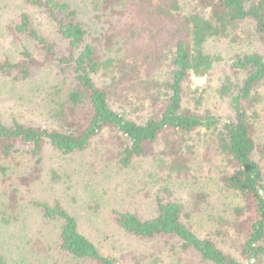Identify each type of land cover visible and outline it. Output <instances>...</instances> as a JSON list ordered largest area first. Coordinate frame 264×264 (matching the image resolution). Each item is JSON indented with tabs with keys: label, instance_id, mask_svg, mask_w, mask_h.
Instances as JSON below:
<instances>
[{
	"label": "trees",
	"instance_id": "obj_1",
	"mask_svg": "<svg viewBox=\"0 0 264 264\" xmlns=\"http://www.w3.org/2000/svg\"><path fill=\"white\" fill-rule=\"evenodd\" d=\"M121 1L92 0V7L95 12L104 8L117 14L114 8ZM26 3L47 14L57 35L67 44V54L57 56L54 44L34 28L26 12L20 13L13 23L11 34L28 39L45 53L46 60L57 61L59 72H70L74 84L64 99L57 100L49 110L52 128L29 126L15 119L5 124L0 114V181L23 169L18 158L27 156L32 160L33 175L45 151H53L60 157L82 152L104 131L118 141L117 149L107 152L120 168L151 156L168 167L171 174L180 176L188 171L189 156L194 153L192 135L204 131L209 133L211 146L225 163L219 179L221 186L243 202L242 207L233 209L232 222L216 220V230L203 237L186 226L183 220L199 213L206 200L201 193L190 197L188 212L182 204L156 196L152 218L142 220L134 212L114 211L113 221L122 231L140 240H176L180 254L193 258L194 262L191 259L186 264H264V143L255 138L264 101V51L239 54L231 60V73L242 78L236 84L230 78L225 80L219 94L228 98L232 120L197 114L184 107L185 99L195 100L193 94H197L196 100L201 97L199 88L191 90L190 78L207 76L218 59L204 51L207 40L230 38L232 33H237L238 39L242 23L250 22L264 48V0H195L199 11L188 15L180 13L178 0H138V11L144 14L143 24L150 26L149 36L156 46L152 60L155 65L166 60L170 67L168 81L151 80L147 84L150 116L141 124L110 107L111 90L130 77L125 74L127 65L110 56L112 38H105L100 51L86 43L88 31L70 4L60 0H26ZM21 56L20 61L0 60V78L16 82L30 76L38 63L28 50H22ZM134 68L131 65L128 69ZM113 72L116 77L110 76ZM99 74L110 78L111 84L98 87L93 76ZM52 94L56 97L60 91L53 89ZM162 140L163 149L158 151ZM29 178L23 175L21 180ZM51 178L54 182L61 179L54 170ZM167 192L162 191L166 195ZM15 194H10V213L18 209ZM29 206L38 210L47 222L58 225L57 248L63 255L86 264H119L113 257L103 255L79 231L77 219L60 203L31 201ZM18 220L17 215L8 217L0 212V225ZM230 234L240 243L238 258L225 254L217 245V238L224 239ZM29 246L34 247V243L29 242ZM0 264H5L1 254ZM178 264H182V259Z\"/></svg>",
	"mask_w": 264,
	"mask_h": 264
},
{
	"label": "rangeland",
	"instance_id": "obj_2",
	"mask_svg": "<svg viewBox=\"0 0 264 264\" xmlns=\"http://www.w3.org/2000/svg\"><path fill=\"white\" fill-rule=\"evenodd\" d=\"M60 1L70 4L76 11L88 31L86 43L103 51L105 38H112L110 56L127 65L125 74L130 77L111 90L110 107L137 124L143 123L150 116L145 88L153 80L158 83L168 81L170 67L166 60H161L158 65L152 60L156 46L149 36L150 26L143 24L144 14L138 11V0L121 1L120 6L114 8L119 12L117 14L104 8L95 12L92 0ZM178 5L182 15L199 11L195 0H178ZM22 12L30 14L34 28L54 44L57 56L67 54V44L57 35L55 24L47 14L31 7L26 0H0V60L20 61L25 49L38 63L26 80L14 82L0 78V114L5 124L15 119L29 126L52 128L54 123L48 112L72 88L73 76L70 72L61 74L57 61L46 60L45 53L28 39L11 34L10 28ZM204 51L218 59L207 76L190 78L191 90L199 88L201 97L196 100L197 94H193L195 100L185 99L184 107L197 114L232 120L229 100L220 96L219 89L228 78L234 84L242 78L231 73L232 58L239 54L262 53L263 45L257 39L254 25L244 22L238 39L237 33H232L230 38L209 39L204 44ZM131 65L136 68L128 69ZM115 73L110 76L116 77ZM93 80L98 87L111 84V79L101 74L93 76ZM53 89L59 90L60 95L55 97ZM262 94L264 98V85ZM260 110L255 138L264 143V101ZM111 137L104 131L87 149L67 157L47 150L33 175L32 160L27 156L18 158L23 169L12 172L6 181H0V212L19 218L8 225H0V254L5 264H86L59 252L58 225L43 219L38 210L29 206L31 201L48 205L60 203L77 219L79 231L103 255L113 257L119 264H178L179 259L186 264L193 258L186 253L180 254L179 244L174 239L140 240L125 233L113 221L114 211L134 212L142 220L150 219L155 213L154 199L164 196L182 204L188 212L190 197L201 193L206 200L199 213L183 222L197 236L203 237L216 230V220L232 222L233 209L243 206L239 197L221 186L219 179L225 163L211 146L209 133L201 131L192 135L194 153L189 156L188 171L180 176L171 174L168 167L160 165L151 156L134 160L128 168H120L110 160L107 152L115 151L118 146V141ZM162 149L163 140L158 151ZM52 170L61 178L59 182L52 180ZM23 175L30 177L29 180L22 181ZM165 189L167 195L162 193ZM12 192H16L18 209L10 213ZM29 242L34 243L33 249ZM239 244L232 234L224 239L217 238L219 248L234 258L239 257Z\"/></svg>",
	"mask_w": 264,
	"mask_h": 264
}]
</instances>
